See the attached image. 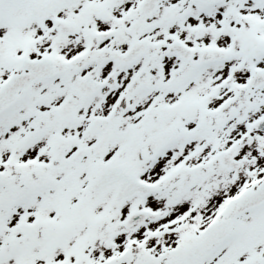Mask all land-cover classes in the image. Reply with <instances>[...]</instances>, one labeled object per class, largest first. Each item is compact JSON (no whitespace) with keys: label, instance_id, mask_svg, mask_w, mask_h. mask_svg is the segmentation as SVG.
<instances>
[{"label":"snow or ice","instance_id":"6c2138e0","mask_svg":"<svg viewBox=\"0 0 264 264\" xmlns=\"http://www.w3.org/2000/svg\"><path fill=\"white\" fill-rule=\"evenodd\" d=\"M0 264H264V0H0Z\"/></svg>","mask_w":264,"mask_h":264}]
</instances>
